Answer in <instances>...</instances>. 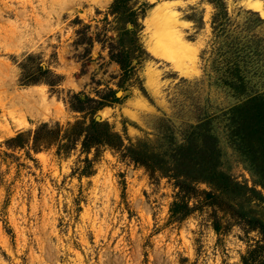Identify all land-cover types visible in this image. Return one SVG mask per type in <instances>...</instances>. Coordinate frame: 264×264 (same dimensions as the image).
Returning <instances> with one entry per match:
<instances>
[{
	"label": "rangeland",
	"instance_id": "rangeland-1",
	"mask_svg": "<svg viewBox=\"0 0 264 264\" xmlns=\"http://www.w3.org/2000/svg\"><path fill=\"white\" fill-rule=\"evenodd\" d=\"M216 1H130L141 6L144 52L118 84L107 45L121 23L106 13L110 0H0V264H264L262 161L256 147L244 151L242 127L251 96L264 92V0ZM170 12L177 38L162 23ZM28 52L58 84L20 83ZM73 92L106 104L75 110ZM90 116L123 145L4 143L41 121ZM141 151L156 168L130 158ZM178 182L188 190L180 217L168 209Z\"/></svg>",
	"mask_w": 264,
	"mask_h": 264
},
{
	"label": "trees",
	"instance_id": "trees-1",
	"mask_svg": "<svg viewBox=\"0 0 264 264\" xmlns=\"http://www.w3.org/2000/svg\"><path fill=\"white\" fill-rule=\"evenodd\" d=\"M130 1L132 0H110L106 10V13L108 12L112 14L113 18L121 23L120 26L116 27L118 31L115 36V43L107 45L108 57L118 64L120 70L118 84L126 79L133 71L134 63L132 60H137L144 52L138 41L137 32H135L136 26H139L137 15L141 10V6H133ZM213 1L215 3L217 2L216 0ZM125 22H129L131 27H125ZM17 65L19 67L18 80L22 84L43 81L47 83L49 87H52L58 84L60 80V76L54 74L47 65L42 64L40 57L36 54L30 52L25 53L23 57L17 61ZM253 97L255 98L252 105L253 117L246 119L242 124L243 134L246 138V140H244V151L250 153L251 148L256 147L262 161L260 164L256 165V170L264 174L263 90L262 92L251 96V98ZM103 98V96L92 97L87 94H82L81 96L79 93L73 92L69 99H73V101H76L79 104H73L71 100H68V102L75 110L93 113L94 110L106 104ZM111 99H116V96L111 94ZM85 100H89V104ZM252 138L254 139V143L252 144L254 146L250 147L249 143ZM75 141L79 142L82 151H88L91 146L95 147L102 145L119 148L123 145L120 135L115 130H112L105 120L95 119L93 116H90L88 122L76 118L72 121H66L63 125L59 124L57 121L52 124H49L46 121H41L31 129L17 130L14 134L4 139V143L7 147L28 146L32 150H39L50 144H58L62 148H67ZM206 154L207 153H205V155ZM205 155H200V161L203 163L208 162L206 161L207 159ZM207 155H210V153ZM149 156L142 151L137 155L136 153L130 154V158L133 161L144 165L146 168H156V166H154L155 164H152L148 160ZM210 163L212 166V161H210ZM214 171V169L209 168V170L206 171L207 176L213 178L211 179V182L214 187L218 188L219 191H223L226 189L228 179L222 178L216 173V171ZM180 181L186 182L185 179H181ZM178 186L181 189V194L179 196L177 195L178 198L171 201L168 209L171 213L177 214V217H180L185 215L188 209V204L185 201L188 195V190L185 188L186 185L181 182H178ZM243 213L244 211L241 212V214ZM243 219V221L250 226L253 224V221L256 220L255 217L251 218L249 216H244ZM213 228L216 229L217 225L214 224Z\"/></svg>",
	"mask_w": 264,
	"mask_h": 264
},
{
	"label": "bare ground",
	"instance_id": "bare-ground-1",
	"mask_svg": "<svg viewBox=\"0 0 264 264\" xmlns=\"http://www.w3.org/2000/svg\"><path fill=\"white\" fill-rule=\"evenodd\" d=\"M162 13V12H161ZM177 20L174 13L173 12H170L168 14V16L166 15V17L163 18L162 20V23L164 25V30H165V33H172V37L173 38H177V31H175V29L173 28V22ZM170 38V37H169ZM179 38V36H178ZM21 99V98H20ZM19 104L23 105V106H27V103L24 101H19ZM15 122V121H14ZM15 125V124H14Z\"/></svg>",
	"mask_w": 264,
	"mask_h": 264
},
{
	"label": "water",
	"instance_id": "water-1",
	"mask_svg": "<svg viewBox=\"0 0 264 264\" xmlns=\"http://www.w3.org/2000/svg\"><path fill=\"white\" fill-rule=\"evenodd\" d=\"M117 92H118V91H117ZM117 92H116V93H117Z\"/></svg>",
	"mask_w": 264,
	"mask_h": 264
}]
</instances>
